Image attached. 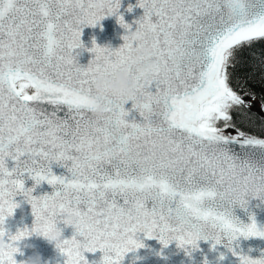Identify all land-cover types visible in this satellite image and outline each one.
Segmentation results:
<instances>
[{
    "label": "snow or ice",
    "instance_id": "6c2138e0",
    "mask_svg": "<svg viewBox=\"0 0 264 264\" xmlns=\"http://www.w3.org/2000/svg\"><path fill=\"white\" fill-rule=\"evenodd\" d=\"M137 6L144 9L137 28L150 34L156 68L146 80L135 77L134 97L105 95L97 120L93 80L123 63L129 49L93 42L86 68L74 50L84 47L83 27L116 15L120 0H108L101 17L91 0H0V225L17 195L31 204L34 225L55 227L66 209L74 211L81 223L58 245L66 264H88L82 254L97 249L106 253L103 264H120L129 246H143L139 233L182 248H196L201 236L213 247L227 237L230 250L240 235L264 237L254 219L244 224L233 212L247 208L250 192L264 199V138L241 130L230 114L237 107L249 128L256 124L257 114L244 110L250 102L230 85L250 58L264 64V0ZM118 23L131 27L123 16ZM128 101L140 120L127 119ZM54 162L70 175H54ZM25 173L55 190L34 197ZM30 235L24 229L8 238L15 244ZM18 251L0 253V264H16ZM253 260L240 256V264Z\"/></svg>",
    "mask_w": 264,
    "mask_h": 264
},
{
    "label": "water",
    "instance_id": "95a60500",
    "mask_svg": "<svg viewBox=\"0 0 264 264\" xmlns=\"http://www.w3.org/2000/svg\"><path fill=\"white\" fill-rule=\"evenodd\" d=\"M137 5L138 0H120V8L116 15H106L95 26L83 27L81 42L84 47L74 50L75 59L80 66L86 68L93 59V53L88 51L93 47V42L112 50L123 45L122 36L125 30L118 23V16H123L125 23L129 24L132 30H136L138 27L136 21L144 15V9ZM130 6L131 11H129ZM124 107L129 111L127 117L129 121L141 119L138 112L132 108V101H128ZM225 133L228 132L225 131ZM6 165L11 170L15 166V161L9 157L6 159ZM51 169L56 176L70 175L64 166L55 162L51 165ZM23 180L25 188H33L32 195L37 198L46 194L51 195L55 190L54 186L49 185L47 181L36 185L27 173L24 174ZM247 200L246 209L238 205L234 206V215L244 224H249L254 219L258 228L264 230V199L249 196ZM14 202L17 207L10 216L5 218L2 225L6 233L5 239L24 229L31 232L35 221L31 204L22 195L14 197ZM56 226L61 231L63 239H71L75 235L74 227L64 225L59 218ZM77 239L83 242L82 237L77 236ZM137 239L143 246L128 252L120 264H240L241 255L253 259L264 255V237L261 236L240 235L231 241V250L226 247L229 243L227 237H223L219 244H215V247H213L215 243L213 240H199L197 247L190 252L179 247L175 240L165 246L157 238H148L143 233H139ZM14 246L19 248V251L14 254L18 264L34 252L39 253L42 261L47 264H66V256L42 236L32 234L15 242ZM83 255L88 264H101L104 252L97 249L95 252L85 251Z\"/></svg>",
    "mask_w": 264,
    "mask_h": 264
},
{
    "label": "clouds",
    "instance_id": "9594fccd",
    "mask_svg": "<svg viewBox=\"0 0 264 264\" xmlns=\"http://www.w3.org/2000/svg\"><path fill=\"white\" fill-rule=\"evenodd\" d=\"M91 2L96 16H105L108 0H91ZM123 28L125 30L122 36L123 45H126L129 49L126 60L106 75L97 74L93 80V90L98 99L92 105V115L97 120H101L105 116V105L102 102L105 95L123 97L124 99L134 97L140 87L135 77L146 80L150 78L156 68V64L152 59L150 34L143 28H136V30H132L131 27ZM129 69H134L135 76L130 74ZM249 195L255 197L254 192H250ZM59 219L64 225L72 226L74 229L81 223L79 216L74 211L67 209ZM0 229L4 232V235H0V253H8L14 247V244L9 238L5 239L6 233L2 225H0ZM32 234L44 237L49 243L54 244L57 249H59L58 245H62L64 241L57 226L45 228L36 223L31 230ZM201 240H203V236H201ZM209 240H211V237H209ZM140 243L142 244V242ZM136 249L129 246L128 251L124 253L121 260L128 252H133ZM184 249L186 252H190L194 248ZM105 255L106 253L102 257L101 264H103ZM16 264H18L17 261ZM19 264H47V262L42 261L40 254L34 252L26 259L19 261ZM252 264H264V255L254 259Z\"/></svg>",
    "mask_w": 264,
    "mask_h": 264
},
{
    "label": "trees",
    "instance_id": "16d2710c",
    "mask_svg": "<svg viewBox=\"0 0 264 264\" xmlns=\"http://www.w3.org/2000/svg\"><path fill=\"white\" fill-rule=\"evenodd\" d=\"M256 47V45H254ZM259 51V48H257ZM236 82H232L230 86L233 90L238 91L239 94L244 96L246 101H249L251 107H244L245 111L256 113L257 116L253 117L256 124L254 127L249 128L247 124V119L240 112V109L234 107L230 110V114L233 116V123H237L241 127V130H248L250 134L256 135L257 137L264 138L262 134V129L260 125L264 123L258 119L261 110L262 97H264V64L260 63L259 59H251L245 68L237 69L236 72ZM245 92L255 93V98L252 95H244ZM218 126L222 127L223 122H218ZM228 132H233L234 129H227Z\"/></svg>",
    "mask_w": 264,
    "mask_h": 264
}]
</instances>
